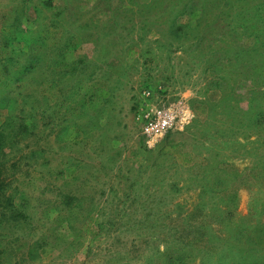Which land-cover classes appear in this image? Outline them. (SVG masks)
<instances>
[{
    "label": "rangeland",
    "instance_id": "1",
    "mask_svg": "<svg viewBox=\"0 0 264 264\" xmlns=\"http://www.w3.org/2000/svg\"><path fill=\"white\" fill-rule=\"evenodd\" d=\"M179 1L0 0V264H264L257 28Z\"/></svg>",
    "mask_w": 264,
    "mask_h": 264
},
{
    "label": "trees",
    "instance_id": "2",
    "mask_svg": "<svg viewBox=\"0 0 264 264\" xmlns=\"http://www.w3.org/2000/svg\"><path fill=\"white\" fill-rule=\"evenodd\" d=\"M157 0H152V3L150 5H145L147 7L149 6H153L154 4H156ZM229 2V0H216V3L218 4H210L209 2H205L204 4H201L200 0H180L176 5L180 6L181 5V9L185 10L187 8H190V12H189V20L186 23V25L188 23H196L195 25H197L198 21V26L201 25L203 22L206 23L207 28L211 25H213V23H215L217 21V19L219 18V16H221V18H219V20L225 19L227 20L230 16H232L233 14H236V19L234 20L237 24V27H240L241 30H246L248 29V27H254L256 30L251 33V35H247L245 37V39H251L254 40V49L255 52L258 53L259 57H263V60H258L259 64L252 66V68L250 65L253 63L250 60V53H245L244 55L241 56L240 62L238 64V67H242V72L243 73H249L248 76L257 74V76L254 78L255 81H259V80H263L262 77V73H264V51H259L256 50L258 47L257 45H261L264 46V0H237L236 4H239L238 6H234V4L232 5V7L230 8L229 11L224 12L223 10H220L216 12V16L210 19V21L208 22V20L206 19V10L208 8H216L217 6L221 5V4H226ZM145 6L143 5V8H145ZM205 17V18H204ZM224 17V18H223ZM175 21V19H173L171 21V23H173ZM240 23V25H239ZM184 25H179L178 26V30H183ZM239 33H243L239 32ZM178 36V35H177ZM181 35H179L180 37ZM133 49L130 48V52ZM264 50V49H263ZM75 49L71 48L70 50L67 51V53L70 55L72 53H75ZM252 52H254V50H252ZM67 59V58H65ZM68 60V59H67ZM256 68V70H255ZM246 76V74H244ZM255 88H253L252 90L248 91L247 94H249V96L251 97V101L249 102L251 104V106L254 107H262L264 105L262 104V101L264 100V86H262L261 84L254 86ZM257 87V88H256ZM102 96L103 97H107L109 95V92L106 90H102L101 91ZM263 98V99H262ZM256 101L258 103H256ZM264 102V101H263ZM254 103V104H252ZM249 122L245 121V118L241 119V121H239L238 125H235L233 130L231 129V131L233 132L235 129L234 133H237V130L242 131L240 133H247L248 131H251L255 128V126H262L264 125V112H261L259 114H257L254 118L251 119H247ZM263 127V126H262ZM251 134V133H249ZM248 137V136H247ZM256 140H260L259 138H257ZM255 143L252 142V144ZM169 148L171 149H176L177 145H171ZM164 151V149L162 150ZM183 156H189V153H185L183 154ZM190 160H185L183 164H187L189 163ZM90 226L91 223L87 222ZM88 231V232H87ZM86 233H89L90 236H94L96 235V230H94L93 226H92V230H86ZM250 237V236H249ZM200 239H202V237L200 238H196L195 242H199ZM249 242H251L250 246L252 249V244L253 240L252 238L248 239Z\"/></svg>",
    "mask_w": 264,
    "mask_h": 264
},
{
    "label": "built area",
    "instance_id": "3",
    "mask_svg": "<svg viewBox=\"0 0 264 264\" xmlns=\"http://www.w3.org/2000/svg\"><path fill=\"white\" fill-rule=\"evenodd\" d=\"M176 125L175 118H172V116H160L158 122L153 125L152 128H155L157 131L155 134L164 135L167 130L171 129Z\"/></svg>",
    "mask_w": 264,
    "mask_h": 264
}]
</instances>
